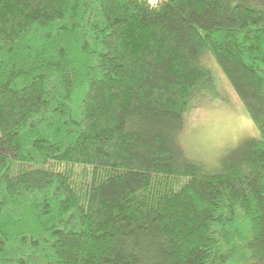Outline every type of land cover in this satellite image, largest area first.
Masks as SVG:
<instances>
[{
  "label": "trees",
  "instance_id": "obj_1",
  "mask_svg": "<svg viewBox=\"0 0 264 264\" xmlns=\"http://www.w3.org/2000/svg\"><path fill=\"white\" fill-rule=\"evenodd\" d=\"M212 55L258 137L181 143ZM0 264H264L258 0H0Z\"/></svg>",
  "mask_w": 264,
  "mask_h": 264
},
{
  "label": "rangeland",
  "instance_id": "obj_2",
  "mask_svg": "<svg viewBox=\"0 0 264 264\" xmlns=\"http://www.w3.org/2000/svg\"><path fill=\"white\" fill-rule=\"evenodd\" d=\"M258 2L264 7V0ZM201 64L209 75L189 100L180 137L188 157L212 168L242 140L259 134L215 58L204 53Z\"/></svg>",
  "mask_w": 264,
  "mask_h": 264
}]
</instances>
